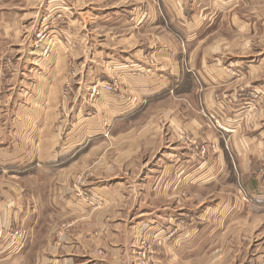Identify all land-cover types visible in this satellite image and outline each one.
Returning a JSON list of instances; mask_svg holds the SVG:
<instances>
[{
  "label": "crops",
  "instance_id": "crops-1",
  "mask_svg": "<svg viewBox=\"0 0 264 264\" xmlns=\"http://www.w3.org/2000/svg\"><path fill=\"white\" fill-rule=\"evenodd\" d=\"M129 1L0 0V264H264V0Z\"/></svg>",
  "mask_w": 264,
  "mask_h": 264
},
{
  "label": "rangeland",
  "instance_id": "rangeland-1",
  "mask_svg": "<svg viewBox=\"0 0 264 264\" xmlns=\"http://www.w3.org/2000/svg\"><path fill=\"white\" fill-rule=\"evenodd\" d=\"M89 1H91V3H94L93 6H90L89 8H87V10H89V11L91 9L92 10H105L106 9V11L107 10L111 11V9H112L111 6H115L116 8H120V9H123V10H128L129 9V5L131 4L130 1L129 2H123L125 0H89ZM99 1H100V3H99ZM135 1H138L140 4H143V3L146 4V2L148 0H135ZM150 3H151V0H150ZM177 4L180 6L179 3H177ZM107 7H110V8H107ZM154 7H155V4H154ZM120 9H116V10H120ZM116 10H113V11H116ZM141 11L143 12V9L140 10V13H142ZM89 14L90 13H88V17H89ZM93 26H94V29H97V33L98 34L102 33L103 35H105L108 32H112V33L116 32L115 26H113L111 24L106 25L104 23L97 22V24H94ZM132 32H133L132 29L127 28V29L124 30L123 34H125V36H126V34L128 35V34H131ZM156 33H159V32H156ZM44 34H45L44 32L40 33L41 37H45ZM135 34H136L137 40L141 41V43L147 42V38H148L147 34L148 33H145L143 31H141L140 35H138L137 33H135ZM95 42L96 43H102V42H99L98 40L95 41ZM105 43H107V42H105ZM108 43L111 46H113L114 41H112V42L108 41ZM37 44L41 45L39 43V41H38ZM93 45H95V44H93ZM48 53H49V51H48ZM88 58L93 60L95 57L90 56ZM17 59H18V57H16L15 54L12 55L10 52H8V53H4L3 52V54L1 55V59H0V80H1V82L3 81L2 82V85H3L2 86V90L5 87L7 88V86H8V85H6V86L4 85L5 80H7L8 78L10 79V76L13 75L14 72H15L16 64H18ZM116 90H117V88H116ZM115 91H112V92H115ZM68 92H70V84H68L64 88V90L62 92L63 96L66 97V95H68ZM248 99L249 100H247V102H246V104L244 106V109H246L248 111V113H251V112H253V113H262L264 115V94L262 96H257V92L251 91L250 94H249V98ZM135 103H137V102H135ZM11 110H12V106H11ZM159 120H160L159 121V124H160L159 125V127H160L159 129L161 131H166L164 129V124L161 121V118ZM2 123L5 124V125H8L6 121H2ZM213 126L216 129H218V130L226 131V132L228 131L222 124L218 123L217 121H215L213 123ZM7 127H9V126H7ZM211 148L213 150L214 146H211L210 149ZM93 202H94L93 200H89L88 201V203L90 205L93 204ZM98 213H99V215H98ZM97 215L98 216L95 217V212L92 213V222H91L93 224V231L92 232L98 233V235L96 236L97 238H94V233H93V239H92L93 248L94 247L97 248V246H98L97 241H99V239L101 237L103 239H105L107 237V233H106L107 230L108 231L109 230H114L115 227H116L115 226V219H114L113 216H109V215L107 216V215H105L103 210H99V209L97 211ZM89 216H91V215H89ZM96 218H99V222H100L99 224L97 223L98 221H97ZM100 219H101V221H100ZM104 219H107V220L104 221ZM88 220L90 221L91 218L87 216V221ZM101 223H103L102 228H101ZM100 231L103 232L102 235H99ZM24 234L25 233L22 232V231L12 232V235H11L12 239L11 240L15 244H17V242H22V240L25 238ZM67 234L68 233H67L66 228L65 229H60L59 231H55V233L53 234V238L57 239V240H63L64 241L65 237H67ZM2 237H3V233L0 230V238H2ZM18 246H20V245H18ZM137 246H140V249L138 250V253H137L138 257H139V261L141 262V264H147L148 259H147V255L146 254H147V250L151 249V244L149 243L148 239H146V238H144V237L139 235V237H137ZM94 250L95 249H93V251ZM99 255H100V251L98 250L95 253V257H98ZM63 256H65V252L62 253L61 257H63Z\"/></svg>",
  "mask_w": 264,
  "mask_h": 264
},
{
  "label": "built area",
  "instance_id": "built-area-1",
  "mask_svg": "<svg viewBox=\"0 0 264 264\" xmlns=\"http://www.w3.org/2000/svg\"><path fill=\"white\" fill-rule=\"evenodd\" d=\"M103 88H104L105 90H107V91L112 92V91H115L117 87H116L115 85H106V86H104ZM133 101H134V102H137L136 99H134ZM202 153H206V149H205V148L202 149Z\"/></svg>",
  "mask_w": 264,
  "mask_h": 264
}]
</instances>
